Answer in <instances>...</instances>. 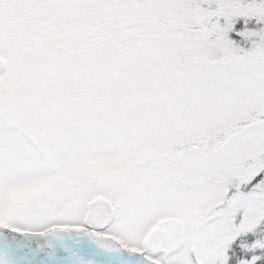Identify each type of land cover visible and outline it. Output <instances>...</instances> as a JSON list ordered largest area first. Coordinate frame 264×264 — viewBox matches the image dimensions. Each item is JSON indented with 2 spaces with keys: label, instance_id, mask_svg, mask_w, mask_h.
<instances>
[{
  "label": "snow or ice",
  "instance_id": "6c2138e0",
  "mask_svg": "<svg viewBox=\"0 0 264 264\" xmlns=\"http://www.w3.org/2000/svg\"><path fill=\"white\" fill-rule=\"evenodd\" d=\"M0 264H264V0H0Z\"/></svg>",
  "mask_w": 264,
  "mask_h": 264
}]
</instances>
